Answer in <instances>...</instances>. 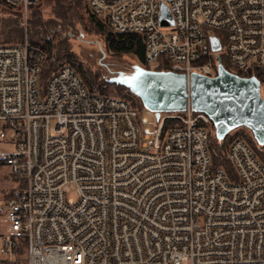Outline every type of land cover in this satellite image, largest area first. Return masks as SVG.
<instances>
[{"label":"built area","instance_id":"1","mask_svg":"<svg viewBox=\"0 0 264 264\" xmlns=\"http://www.w3.org/2000/svg\"><path fill=\"white\" fill-rule=\"evenodd\" d=\"M4 1L24 16L41 2ZM84 2L113 33L142 37L143 69L215 78L224 60L264 100V0ZM41 59L27 39L0 45V169L13 184L0 264H264V163L249 129L228 135L229 172L206 114H152L150 130L136 97L92 92L66 62L41 85Z\"/></svg>","mask_w":264,"mask_h":264},{"label":"water","instance_id":"2","mask_svg":"<svg viewBox=\"0 0 264 264\" xmlns=\"http://www.w3.org/2000/svg\"><path fill=\"white\" fill-rule=\"evenodd\" d=\"M159 24L171 26L168 10L161 6ZM212 47L219 49L218 41ZM130 76L119 73L109 82L126 88L143 109L159 119L160 113H182L187 106L206 114L219 141L238 128L249 129L259 147L264 146V100L259 97V83L254 78L230 74L217 63V77L192 74L190 78L171 72L134 68Z\"/></svg>","mask_w":264,"mask_h":264},{"label":"trees","instance_id":"3","mask_svg":"<svg viewBox=\"0 0 264 264\" xmlns=\"http://www.w3.org/2000/svg\"><path fill=\"white\" fill-rule=\"evenodd\" d=\"M51 7V13L49 19H45L41 16L40 12L31 13V17L28 20L26 26L23 25V14L20 9H16L4 0H0V4L4 5L6 10H13V14L7 18L1 17L0 15V45H18L22 44L24 39V33L28 37V45L32 49H36L41 53L42 70L40 74V83L46 81L51 72H53L57 65L66 62L73 66L76 73L80 76L84 84L92 92H106V87L119 88L128 91L120 85L111 83L109 81H103V78L99 79L98 76H91L86 73L82 66L75 60L74 52L68 48L62 41L57 38L59 33L58 28L60 25L70 30L71 25L77 20L78 11L81 9L83 3L85 8L84 0H48ZM33 8V7H32ZM31 9V8H30ZM1 13V11H0ZM89 19L96 31L103 35V45L106 50L112 55H118L126 57L131 55L136 58L139 67L144 68V44H142V37L135 34L120 35L113 33L109 28L101 22V20H95L89 16ZM76 24V23H75ZM66 32V31H63ZM68 32L67 34H69ZM62 35H60L61 37ZM59 37V38H60ZM69 36L68 39H70ZM222 65L227 68L224 60ZM166 70L165 68H159L158 71ZM105 89V90H104ZM109 95V94H108ZM123 98L131 99V97L120 96ZM136 102L140 108H143L141 102L136 99ZM230 137L226 136L222 140H217L215 135L210 138L211 151L214 157V163L216 165L222 164L229 172L230 168L228 164L223 160V155L229 145ZM249 141V140H248ZM250 142V141H249ZM251 145L255 151L256 156L259 157L260 161L264 163V159L259 155V150L262 147L255 146L252 142ZM10 193L4 194V198H7Z\"/></svg>","mask_w":264,"mask_h":264},{"label":"rangeland","instance_id":"4","mask_svg":"<svg viewBox=\"0 0 264 264\" xmlns=\"http://www.w3.org/2000/svg\"><path fill=\"white\" fill-rule=\"evenodd\" d=\"M1 17L7 18L13 14V10H6L4 5L0 4ZM40 12L41 16L45 19H49L51 13V7L48 0H41L40 4L31 8L27 15H23V25L26 26L28 20L31 17V13ZM76 24L71 25V29H66L60 25L58 28L57 38L68 46L70 51L74 52L75 60L80 64L83 70L91 76H98L99 79L103 78V81H111L118 77L119 73H123L126 76H130L134 72V68L139 67V63L136 58L131 55L122 57L118 55H112L108 52L103 45V35L96 31L95 27L91 23L88 13L84 4H81V9L78 11ZM66 31V32H63ZM70 32L69 34H67ZM24 33L23 42L28 37ZM60 35H62L60 37ZM70 37V39H68ZM60 37V38H59ZM108 94L111 96H126L131 97L129 91L119 88L106 87ZM105 90V89H104ZM133 98V96H132ZM145 120L148 121L146 127L150 130L153 129L154 117L147 110L142 113ZM246 138H249L247 131H243ZM259 147V146H258ZM259 155L264 159V146L260 148ZM13 190V184L9 183L6 178V169H0V202L3 200V196L6 193H10ZM6 229V223H0V232H4Z\"/></svg>","mask_w":264,"mask_h":264}]
</instances>
